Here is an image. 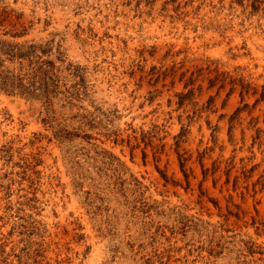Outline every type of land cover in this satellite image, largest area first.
Returning <instances> with one entry per match:
<instances>
[{
  "label": "rangeland",
  "instance_id": "1",
  "mask_svg": "<svg viewBox=\"0 0 264 264\" xmlns=\"http://www.w3.org/2000/svg\"><path fill=\"white\" fill-rule=\"evenodd\" d=\"M0 264H264V0H0Z\"/></svg>",
  "mask_w": 264,
  "mask_h": 264
}]
</instances>
